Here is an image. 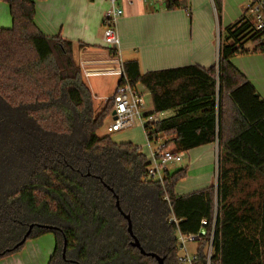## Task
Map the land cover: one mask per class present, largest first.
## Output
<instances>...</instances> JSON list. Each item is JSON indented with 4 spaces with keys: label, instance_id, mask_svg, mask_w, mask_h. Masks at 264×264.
<instances>
[{
    "label": "trees",
    "instance_id": "trees-1",
    "mask_svg": "<svg viewBox=\"0 0 264 264\" xmlns=\"http://www.w3.org/2000/svg\"><path fill=\"white\" fill-rule=\"evenodd\" d=\"M0 1L11 18L9 29L0 28V259L51 233L48 264H157L130 246L123 214L141 248L164 264H177L171 215L184 234L207 221V238L195 249L199 264H206L214 218L210 264H264V101L230 63L264 53V38L246 13L219 31L218 60L208 70L142 74L137 61L123 62L128 83L151 95L150 115L174 111L143 126L149 144L163 140L176 153L217 144L216 186L179 197L174 188L186 167L153 181L136 146L98 135L112 100L96 109L73 44L38 30L41 0ZM213 2L220 21L221 1ZM244 176L261 180L253 193H243Z\"/></svg>",
    "mask_w": 264,
    "mask_h": 264
},
{
    "label": "crops",
    "instance_id": "crops-1",
    "mask_svg": "<svg viewBox=\"0 0 264 264\" xmlns=\"http://www.w3.org/2000/svg\"><path fill=\"white\" fill-rule=\"evenodd\" d=\"M220 1L221 18L218 21L213 0H183L180 7L173 10H167L160 3L118 0L117 5L123 12L115 23L120 39V58L123 62L137 61L142 74L189 66L205 70L214 67L218 60L219 31L242 17L248 0H234V13L228 17L226 11L229 0ZM109 9L110 4L106 0H41L35 3L34 24L46 36H59L71 42L78 65L80 60L104 62L109 55L103 44L102 20ZM230 63L253 85L256 94L264 101V53L235 56ZM83 77L94 102L98 103L97 107H103L113 95L118 78L114 76L111 87L105 90L104 85L89 83L88 78L91 76ZM173 114L174 111L159 114L161 119L158 115L153 116L160 121ZM151 147L148 144V151ZM187 155H184L182 162L187 158L188 164L182 167L187 168L188 175L194 167L205 174H198L186 189L182 186V196L200 191L217 181L216 143L192 149ZM212 158H215V167L210 174ZM241 183L243 193L247 195L248 190L253 193L255 185L260 184L261 180L244 176ZM27 251L30 252V249L27 248ZM21 252L4 258L1 264L12 259L16 264H21L17 258Z\"/></svg>",
    "mask_w": 264,
    "mask_h": 264
},
{
    "label": "built area",
    "instance_id": "built-area-1",
    "mask_svg": "<svg viewBox=\"0 0 264 264\" xmlns=\"http://www.w3.org/2000/svg\"><path fill=\"white\" fill-rule=\"evenodd\" d=\"M110 9L104 14L102 20L103 44L108 51L109 58L104 62H87L80 60L79 67L85 77L92 75H114L118 78L115 91L111 96L112 111L110 123L106 126L108 134L131 127L138 122L142 127L146 124L156 123L158 120L153 115H143L144 105L142 95L132 87L125 76L123 61L119 55L120 39L116 31L115 23L123 12L117 5L118 0H106ZM146 4H166L167 1H176L179 4L183 0H142ZM246 15L253 18L256 31L264 38V9L260 0H251L246 8ZM112 113H114L112 115ZM149 144V143H148ZM149 159H147V177L153 181L162 182L166 171L170 166L180 164L185 153L172 151L163 140L155 144H149ZM167 200V197L165 198ZM168 224L175 227V244L177 246V264H199L196 251L188 250L189 244H199L207 238V221L201 222V228L196 234H184L179 229L180 220L171 215L167 219ZM215 228V218L211 225L210 235L206 247V264H210L213 254L212 242ZM196 249V248H195Z\"/></svg>",
    "mask_w": 264,
    "mask_h": 264
},
{
    "label": "rangeland",
    "instance_id": "rangeland-1",
    "mask_svg": "<svg viewBox=\"0 0 264 264\" xmlns=\"http://www.w3.org/2000/svg\"><path fill=\"white\" fill-rule=\"evenodd\" d=\"M251 0H248L244 6V13L246 11L247 6L250 4ZM0 28L2 29H6V28H10L11 26V19L9 17V9H8V5L4 2L0 1ZM5 8V9H4ZM6 10V11H5ZM234 0H229V4L227 5V17L228 15H232L234 13ZM252 23H253V18L250 17ZM5 23V24H4ZM6 25V26H3ZM246 48L250 49L251 48V44L247 43ZM115 77L114 75H107V76H91L88 78L89 83L91 84H100L101 86L104 85L106 86V88H104L105 90H108L113 81H114ZM134 88L142 95L143 98V105H144V112L143 115H150L153 113V103H152V98L151 95L147 92L146 90L140 85L137 84L136 86H134ZM101 90V89H100ZM98 103L97 101H95L94 106L96 109H101L102 107H97ZM158 118H162V116H159ZM110 123V118H107L104 123L102 128L99 130L98 135L99 136H109L110 140L115 143V144H131L133 146H136L139 150L140 153L144 156V158L147 160L149 159V151H148V142L145 136V132L143 130V127L139 124V123H135L134 125H132L131 127L125 128L121 131L115 132V133H111L108 134L106 132V126ZM188 152L185 153V157H187ZM215 162V158H212L211 161V173H213L214 167L215 165L213 164ZM187 165L188 164V160L187 158L184 159L183 162H181L180 164L174 165V166H170L169 171H173L175 169H179L182 168L183 165ZM208 170H206L207 172ZM203 171H200L198 169H196L195 167L193 168V171L188 175V172H186V177L180 181L177 182L175 188H174V192L177 196L181 197L182 196V186L183 188L186 189V187H188V184H190L191 182L195 181V178L198 177V174L202 173ZM205 174V172H203ZM209 177V176H208ZM185 180V181H184ZM183 184V185H182ZM214 186H216V184H214ZM208 187V186H206ZM181 189V191H180ZM249 191V190H248ZM197 192V191H195ZM194 192H190V194H192ZM189 195V194H187ZM186 194L183 196H187ZM49 241V244H48ZM48 245V246H47ZM47 247V249H46ZM197 247V244H189L188 245V250L190 252L195 251V248ZM27 248L30 249V252L27 251ZM54 248V237L51 233H47L44 234L42 236H40L37 239H33V240H28V243H26L24 245V247L22 248V252L21 255H17V258H19V263L21 264H48V260L49 257L53 251ZM46 250L49 252H46ZM19 253V252H18ZM16 253V254H18ZM48 253V254H46ZM16 254H14V256H16ZM2 260L4 259H0V264L2 262ZM17 262L14 261L13 259L10 260L8 263L5 264H16Z\"/></svg>",
    "mask_w": 264,
    "mask_h": 264
},
{
    "label": "water",
    "instance_id": "water-1",
    "mask_svg": "<svg viewBox=\"0 0 264 264\" xmlns=\"http://www.w3.org/2000/svg\"><path fill=\"white\" fill-rule=\"evenodd\" d=\"M114 113H112L113 115ZM111 192L112 190L109 189ZM116 208L118 210L119 209V205H118V201H116ZM123 218L125 219L126 221V224H127V233L129 235V237L131 238V242H130V246L132 248H135L139 251V253L142 255V256H145V257H150V258H153L157 264H164V258L163 257H159L157 256L156 254H153V253H146L140 246L138 240L135 238V236L133 235V232H132V224H131V220L129 218V216L127 215H123ZM38 228H43V229H50L52 230L53 228L52 227H48V226H41V225H38L37 226ZM33 229V226H30L29 227V230L27 231V233L25 234L24 238L22 239V241L18 244V246L22 245L26 239H27V236L29 235V233L31 232V230ZM64 251H65V248H64ZM64 251H63V258H64Z\"/></svg>",
    "mask_w": 264,
    "mask_h": 264
}]
</instances>
